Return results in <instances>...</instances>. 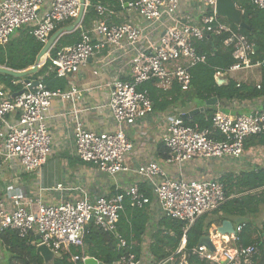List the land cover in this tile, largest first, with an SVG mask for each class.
<instances>
[{
    "label": "built area",
    "instance_id": "1",
    "mask_svg": "<svg viewBox=\"0 0 264 264\" xmlns=\"http://www.w3.org/2000/svg\"><path fill=\"white\" fill-rule=\"evenodd\" d=\"M254 8L264 10V0H250ZM181 2L200 6L204 15L200 26L185 25L167 29L151 50L138 48L141 30L134 24H109L107 17L112 11L97 3L93 10L97 20L81 34V40L72 46L55 50L49 58L50 70L58 79L76 74L87 61L105 46L126 48L134 52L131 61V80H113L108 84V108L116 124L114 132L87 131L79 121L74 128L75 155L82 162L92 164L108 176L126 173V159L133 145L124 132L153 113V105L146 90L139 87L154 82L158 89H169L177 84L181 92L190 88V69L204 64V55L197 53L195 43L207 36L220 37L227 34L223 44L233 46L234 64L225 72H217L216 83L229 72L250 68L248 55L253 44L234 32L216 14L217 0H119L120 7L133 10L148 23L158 21L163 12L174 16ZM84 0L85 10L89 7ZM47 6L46 10L43 8ZM80 0H2L0 1V46H5L11 36L21 29L42 45L59 25L75 21L79 15ZM44 11V12H43ZM184 62L186 64H184ZM264 66V60L256 63ZM13 81L16 93L0 86V167L16 164L22 173H34L42 168L51 153V136L47 128V113L55 99L73 101L76 91L48 90L42 81ZM219 85V84H218ZM23 91L21 94H18ZM183 114L168 118L161 141L166 150V162L182 164L196 159H240L247 139L264 136V111L249 115L227 116L216 112L210 120V128L196 130L184 124ZM135 174L151 185L155 204L162 215L184 224L182 239L176 251L168 258L149 264H189L196 256L209 264L248 263L258 253L254 245L241 246L240 236L245 228L241 224L226 236L216 235L210 240L213 251L197 245L190 252L185 249L186 233L202 217L218 211L227 201L224 186L219 179L185 181L169 178L156 163L141 164ZM59 185L56 190H61ZM8 203L0 197V234L15 232L19 239L36 238L33 246L45 247L55 257L68 256L74 264L87 258L85 252L86 228L90 222L116 240L117 251H123L114 264H142L134 253V243L127 242L118 233L120 215L124 212V199L130 206L142 209L151 204L150 197L132 184L114 196H103L90 202L83 199L46 205L31 201L14 186L7 192ZM72 249H79L75 255Z\"/></svg>",
    "mask_w": 264,
    "mask_h": 264
},
{
    "label": "crops",
    "instance_id": "2",
    "mask_svg": "<svg viewBox=\"0 0 264 264\" xmlns=\"http://www.w3.org/2000/svg\"><path fill=\"white\" fill-rule=\"evenodd\" d=\"M238 5L239 2L236 4V8L240 10ZM105 6L112 11V14L107 17L109 24L131 23L141 30L142 37L138 44V48L141 50L153 49L167 29L179 28L185 25L200 26V21L204 15V10L197 4L181 2L174 16L163 12L158 21L148 23L142 20L133 10L126 6L120 7L119 0H117V6ZM46 8L47 6L43 10H46ZM240 13L242 15L241 10ZM96 20L97 16L90 22L88 29L80 30V32L83 33L89 30ZM221 21L225 22L234 32L241 35L239 33L241 28L238 25L223 18H221ZM73 22L70 21L59 25L54 33L71 25ZM81 23L76 30L81 27ZM12 36H18V33L16 32ZM133 55L134 52H131L130 49L105 46L104 49L90 58L76 74L62 79L63 89L60 90L63 92L75 90L77 94L73 101L55 99L51 103L46 121L51 136V153L47 163L34 173H22L16 164H3L0 167V197L8 203L7 192L10 187L14 186L28 200L33 202L40 200L46 205L75 202L83 199L84 196L90 202H93L99 197L114 196L136 183L139 189L150 197L151 204L146 206L149 223L146 225L145 234L141 236L139 243L133 240L131 242L134 243L133 249H138V253L135 254L140 258L142 264H149L152 257L149 252L152 243L151 234L158 229H162L160 221L166 217L162 215L154 202L151 185L135 174L138 166L153 162L164 170L169 178L183 179L185 181L219 179L227 175H231L235 179L239 178L243 173L259 169L264 170V146L258 145L257 140L251 138L246 140V146L244 145V152L240 159H196L182 164H168L166 162V150L161 141L168 118L180 113L185 114L196 108H204L203 114L212 108L216 112L218 111L227 116L249 115L254 111L264 110V96L254 100L243 101L217 100V104L209 108L205 104L196 103L194 105L191 104L192 107L190 109H185L181 112L180 108L177 107L165 110L154 109L153 113L145 119L124 128L125 135L133 145V151L125 161L129 171L115 176H108L99 172L92 164L82 162L76 157L74 145L75 123L79 121L87 131L91 132L109 133L116 130V124L108 108L109 90L107 86L113 80H131ZM41 66H43V63ZM48 72L54 74L50 67ZM228 74L229 76L221 81L224 83L221 84L217 81V85L226 84L228 79L232 77L230 73ZM261 78V71L258 74L255 70H251L248 80L251 84H257ZM18 81L25 80L22 78L18 79ZM169 89L161 90L167 91ZM59 185L62 189L56 190ZM227 190H229L227 204L230 207L226 205L228 208L226 207L224 211L213 212L204 216V224L211 223V225L202 237L213 239L217 235L214 227H220L222 222L227 221L232 224L233 228L245 224L242 234L247 233L252 241L264 243V205L251 204L245 199L244 196L250 194L249 192L240 193L237 188H229ZM260 194H264V188L257 190L255 197L258 198ZM197 245L199 244L197 243ZM7 249L0 242V264H3L6 259L9 261L8 257L10 255ZM262 256L264 255L262 254ZM262 256L260 260L264 264V257ZM152 262H154L153 257Z\"/></svg>",
    "mask_w": 264,
    "mask_h": 264
},
{
    "label": "trees",
    "instance_id": "3",
    "mask_svg": "<svg viewBox=\"0 0 264 264\" xmlns=\"http://www.w3.org/2000/svg\"><path fill=\"white\" fill-rule=\"evenodd\" d=\"M87 7L81 27L71 34H66L58 39L54 48L50 51L49 57L52 56L55 50L72 46L81 40L80 30H86L91 21L96 18L93 6L97 3H102L108 6H117V0H88ZM239 8L242 11L241 21L249 28L248 30L240 29L239 33L245 39L252 43L254 50L248 55L250 68L241 70L246 71L245 75L240 71L229 72L232 76L224 85H217L215 75L217 72H225L231 65L234 64L232 57L233 46L225 47L223 42L228 37L222 35L220 37L207 36L203 41L195 43V49L198 54L205 56V63L196 65L190 69L191 82L187 92H181L177 84H172L167 91L156 88L154 82H147L141 85L139 91L146 90L149 94L153 105V110H165L167 108L186 109L191 104H205L211 98L224 101H243L254 100L264 96V66L257 65L264 60V10H258L253 7L250 0H241ZM232 27L233 24L230 23ZM18 36H11L9 42L5 46H0V67L7 68L16 72L24 71L33 67L36 56L41 51L44 45L37 42L30 34L29 29H21L16 31ZM54 31L51 33V35ZM184 64H186L184 62ZM50 62L49 58H45L43 66L32 75H27L24 80L42 81L48 90L63 89L62 79H58L54 74L48 72ZM261 71L262 78L257 84H251L247 76H250V71ZM234 74H238L236 77ZM243 77H247L243 79ZM13 81H18L10 76L0 74V85L11 89L12 93L20 90V87L14 88ZM264 111V110H261ZM216 113L212 108L208 109L204 114L197 113L184 121V124L196 130H206L210 128V120ZM251 139L257 140V144L264 146V136H256ZM246 146V145H245ZM219 181L224 186L225 195L229 197V190L237 188L240 193L249 192L244 196L249 202L263 204L264 194L257 197V190L264 188V170H256L243 173L239 178L233 179L231 175L222 176ZM235 182V183H234ZM263 195V196H261ZM226 202L218 211H224L228 206ZM124 212L120 215L118 223V233L127 241L132 240L136 243L141 241V236L146 232V225L149 223V215L146 210L133 208L127 199H124ZM227 205V206H226ZM230 207V205L228 206ZM227 207V208H228ZM239 212V211H237ZM224 213V212H223ZM211 223L204 224V217L200 218L186 233L185 249L191 251L197 246L199 239L206 234ZM160 227L151 234L152 243L149 252L152 254L154 263L160 262L172 255L182 239V229L184 224L169 218H163L160 221ZM89 242L85 244V252L88 257L95 258L101 264H114L123 251H117L116 240L110 234L104 233L94 225L88 232ZM35 241L34 236H29L26 239H19L17 234L12 231H6L0 234V242L7 247L9 251V263L16 260L20 264H45L42 257L36 254V247L33 246ZM241 246L254 245L258 249L257 255L245 264H263L260 260L264 255V243L252 241L247 233L240 236ZM71 252L80 256L79 249H72ZM138 253V249L134 250ZM264 257V256H262ZM49 264H74L68 256L54 258ZM76 264H81L80 262ZM189 264H209L208 262L200 261L196 256L189 258ZM244 264V263H241Z\"/></svg>",
    "mask_w": 264,
    "mask_h": 264
},
{
    "label": "water",
    "instance_id": "4",
    "mask_svg": "<svg viewBox=\"0 0 264 264\" xmlns=\"http://www.w3.org/2000/svg\"><path fill=\"white\" fill-rule=\"evenodd\" d=\"M240 2V0H217L216 3V14L220 18L226 19L235 25H238L241 29L248 30L249 28L241 22V13L240 10L236 8V4ZM85 12L84 8V0H80V10H79V15L76 18V20L69 26H66L63 29L58 30L55 32L47 41L46 44H44L43 48L41 51L38 53L35 59V63L32 68L26 71L22 72H15L13 70L7 69L0 67V74H4L7 76H10L15 79H22L26 77L27 75H32L35 74L38 70V68L41 66L42 63H44L45 58L47 57L48 53L52 49V47L56 44L58 39L62 37L64 34H68L76 30V28L79 26V24L82 22L83 15ZM28 81V80H25ZM37 85V81L33 82V86ZM23 91H20L18 94H21ZM217 104V99L212 98L209 99L205 102V106L207 108L213 107ZM204 112V108H196L194 110H191L185 114L182 115V118L184 120H188L190 117L197 113H202ZM92 228V222H90L86 228V237H85V243L87 244L89 242V235L88 232ZM215 232L220 235V236H226L230 235L233 233V226L230 222L224 221L222 222L220 227L215 228ZM199 245H204L207 247L209 250L213 251V247L211 245L209 237H201L198 242ZM36 254L40 255L42 259L44 260L45 264H49L50 261H52L54 258H57L53 255L52 252H50L47 248L45 247H37L36 248ZM82 264H101L98 262L95 258H87L83 261Z\"/></svg>",
    "mask_w": 264,
    "mask_h": 264
},
{
    "label": "rangeland",
    "instance_id": "5",
    "mask_svg": "<svg viewBox=\"0 0 264 264\" xmlns=\"http://www.w3.org/2000/svg\"><path fill=\"white\" fill-rule=\"evenodd\" d=\"M16 33V32H15ZM14 33V34H15ZM13 34V35H14ZM240 73L241 74H243V76L245 75V73H246V71H240ZM236 77L238 76V74H234ZM229 76V74L228 75H225L223 78L225 79V78H227ZM247 77H249V76H247ZM247 77H243V79H245V78H247ZM24 79V78H23ZM224 83V82H223ZM223 83H221V84H223ZM196 104V103H195ZM198 104V103H197ZM192 105H194V104H192ZM192 105L190 106H187L186 107V110H188V109H190L191 107H192ZM183 109H180V112L182 111ZM185 110V109H184ZM183 110V111H184ZM37 241L35 240V241H33V243H36ZM3 264H9V261L6 259L5 261H4V263ZM10 264H20L19 262H17L16 260H12V263H10Z\"/></svg>",
    "mask_w": 264,
    "mask_h": 264
},
{
    "label": "bare ground",
    "instance_id": "6",
    "mask_svg": "<svg viewBox=\"0 0 264 264\" xmlns=\"http://www.w3.org/2000/svg\"><path fill=\"white\" fill-rule=\"evenodd\" d=\"M223 78H220V81H222Z\"/></svg>",
    "mask_w": 264,
    "mask_h": 264
}]
</instances>
